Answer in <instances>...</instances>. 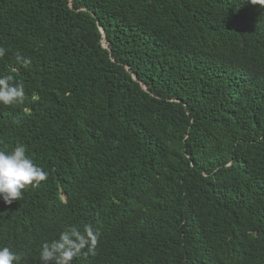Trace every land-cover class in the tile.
Segmentation results:
<instances>
[{"label": "trees", "instance_id": "16d2710c", "mask_svg": "<svg viewBox=\"0 0 264 264\" xmlns=\"http://www.w3.org/2000/svg\"><path fill=\"white\" fill-rule=\"evenodd\" d=\"M0 47V148L48 173L0 199L21 264L70 224L101 232L73 264H264V6L0 0Z\"/></svg>", "mask_w": 264, "mask_h": 264}, {"label": "clouds", "instance_id": "9594fccd", "mask_svg": "<svg viewBox=\"0 0 264 264\" xmlns=\"http://www.w3.org/2000/svg\"><path fill=\"white\" fill-rule=\"evenodd\" d=\"M251 3L264 6V0H251ZM6 51L4 47H0V58L5 56ZM16 59L25 69L32 63L18 52ZM27 99L22 81H14L10 75H0V105L20 106ZM32 99L38 97L33 96ZM47 178L48 173L28 155L26 145L18 143L11 151L0 148V199L6 205L22 200L27 188L39 187ZM100 236L99 228L93 224H84L82 229L70 224L60 232L58 238L42 242L39 249L40 264H73L75 259L82 256H94ZM22 259V254L7 246H0V264H21Z\"/></svg>", "mask_w": 264, "mask_h": 264}]
</instances>
